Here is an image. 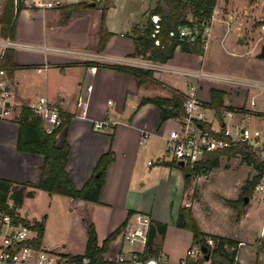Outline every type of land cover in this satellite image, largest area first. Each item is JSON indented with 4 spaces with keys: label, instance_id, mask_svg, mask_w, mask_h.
Wrapping results in <instances>:
<instances>
[{
    "label": "crops",
    "instance_id": "0c3cea01",
    "mask_svg": "<svg viewBox=\"0 0 264 264\" xmlns=\"http://www.w3.org/2000/svg\"><path fill=\"white\" fill-rule=\"evenodd\" d=\"M43 1V7L27 5L19 11L11 39L0 35V58L6 49L12 50V64L7 72L13 99L18 102L33 100L31 95L37 92L38 96H45L57 103L62 112L69 115L68 126L58 134L57 145L63 140L69 145L66 169L71 173L77 188H81L91 176L103 153L111 150L112 160L104 173L99 202L67 197L72 206L70 209L76 214L70 238L65 243H59L43 233L42 240L61 245L67 253H82L87 222L94 224L97 243L100 245L109 233L127 220L128 211L144 212L150 216L151 223L167 225L164 235L158 237L157 242L167 259L165 263L178 264L185 256L187 246L192 245V234L175 225L179 207L190 206L185 196L188 183L185 186L181 168L165 164L172 160L168 154L166 136L175 122L169 118L159 124L160 111L152 103L139 108L136 106L142 96H168L170 88L186 92L194 85L198 98L205 103L210 101V89L216 88L224 91V105L244 106L254 112L264 113L235 99L241 90L243 94L248 91L247 87L236 82L248 81L262 85L260 82L264 78L242 77L228 67L218 70L210 62L214 51L208 52V47L202 55L176 48L173 57L166 62L153 63V78L157 84H139L135 76L106 65L123 60L133 64L148 61L129 56L134 51V41L128 33L133 24L142 25L145 22L157 0H148L139 17L127 21L120 30L111 28L106 16V27L112 34L101 51L97 49L100 0L94 5L70 12L66 5L81 1L89 3L92 0ZM2 6L3 0H0V12ZM113 6L114 0H111L109 9ZM215 12L216 9L209 30L217 45L227 49L226 54L244 53L261 59L257 57L263 45L261 37L255 40L245 38L236 23L225 26V15L215 16ZM227 16L233 14L227 13ZM6 41L8 45H4ZM248 43L245 50L240 47ZM177 70L202 72L207 76L185 75ZM88 86L91 89L88 90ZM204 112L210 120L217 117L210 107L205 108ZM19 114L20 109L17 108L11 117L0 118V177L36 185L43 156L17 149L19 124L16 119ZM237 117V121L250 122V116ZM96 123L102 125L96 127ZM145 157L146 160L141 163ZM148 160H152V164H148ZM248 209L249 206L245 207L238 225L247 218ZM197 220L202 231L223 235L211 230L210 226L205 225L206 222L203 225ZM182 230H187L189 236L181 248L174 250L169 246L168 233L173 231L179 234ZM259 234H264L263 222ZM230 238L241 242L236 237ZM127 249L120 237L116 236L109 242L103 256L112 259L118 252Z\"/></svg>",
    "mask_w": 264,
    "mask_h": 264
},
{
    "label": "trees",
    "instance_id": "16d2710c",
    "mask_svg": "<svg viewBox=\"0 0 264 264\" xmlns=\"http://www.w3.org/2000/svg\"><path fill=\"white\" fill-rule=\"evenodd\" d=\"M96 1V0H92ZM217 0H157L154 7L149 11L145 22L133 24L128 35L134 41V51L129 55L139 57L156 63H164L173 57L176 48L183 52L202 55L204 52V36L202 32L209 24L213 9ZM91 6L87 1H81L66 5L70 10H81ZM111 6V0H103L100 7V18L98 23V45L99 51L103 50L111 32L106 27V14ZM24 7L21 1H18L14 9L13 0H3V6L0 12V35L4 38H12L15 29V22L19 11ZM16 10V11H15ZM158 15L159 28L154 32V24L151 15ZM181 28H188L190 31L196 30L195 37L189 38V35H180ZM158 39L159 44L154 40ZM12 50L6 49L0 58V67L7 69L11 66ZM106 66L123 73L131 74L139 80V84L151 83L157 84L153 78V70L140 66L129 65L124 63H112ZM224 91L221 89H210V101L207 103L218 119H221V106L233 109V106L224 105L222 97ZM183 92L177 89H169L168 96L154 95L142 96L136 106L139 108L146 103H152L159 108V124H162L169 118H181L186 115L183 106ZM19 124V134L17 140V149L22 152L39 153L43 156L40 178L36 185L30 183H18L10 179L0 177V210L14 215L15 210L21 207L23 199L31 195L34 188L45 190L48 194H60L72 199H81L91 202H99L101 188L103 185L104 173L107 165L112 160V151L103 153L91 174L81 188H77L73 182L71 173L66 169V162L69 154V145L63 140L57 145L58 134L68 126L69 115L62 114V123L50 133H47L39 118L32 112L22 107L21 113L16 119ZM209 128L208 124H203ZM241 155L247 164L251 165L255 174L246 179L241 185L240 196L236 199H224V203L237 212V219L244 212L247 203H243V195L251 197L252 190L264 177V161L258 159L256 155L248 150L245 145L237 144L223 150H213L205 153L201 159L193 164L186 163L183 166L177 164L173 159L165 162L166 165L178 166L181 168L185 180V186L188 178L193 173L206 172L214 167L219 166L220 157ZM188 173V175H186ZM30 187V188H28ZM12 201V206L8 201ZM128 211L127 219L132 215ZM16 220L24 224L29 221L25 217H18ZM126 220L115 230L108 234L100 245L97 243V233L94 224H86V241L82 253H67L68 261L81 263V259L88 258V264H118L113 260L107 259L103 254L107 251L108 244L120 232ZM175 225L187 229L192 234V245L201 249L206 246L209 254V264H234V256L237 254L238 241L223 235L209 234L202 231L192 214L191 207L182 205L177 212ZM31 227L36 231V241L40 242L44 233L43 220H32ZM167 225L161 222H152L148 230L147 250L150 254H158L160 246L157 238L165 233ZM207 238H211L212 245L207 243ZM206 261L205 254L201 257L191 258L186 264H204Z\"/></svg>",
    "mask_w": 264,
    "mask_h": 264
},
{
    "label": "rangeland",
    "instance_id": "374dc122",
    "mask_svg": "<svg viewBox=\"0 0 264 264\" xmlns=\"http://www.w3.org/2000/svg\"><path fill=\"white\" fill-rule=\"evenodd\" d=\"M100 1L102 5L103 0ZM147 1L114 0V6L108 10V15L106 14L111 28L120 30L127 21L136 20ZM215 9V16L225 15L223 18L227 20L224 23L225 26H232L233 23H236L240 27V34L245 38L255 40L261 37L260 42L264 45V32L261 28L264 24V0H217L212 15ZM227 13H232L233 16L228 17ZM212 19L208 28L211 27ZM248 46L249 43L242 44L240 47L245 50ZM207 47L208 52L214 51L211 54L210 62L218 70L228 67L231 71L233 70L232 72L240 74L242 77L264 78V58L257 59L244 53L226 54L227 49H221L211 35L208 37ZM260 83H262L260 88L247 87L248 91L244 94L241 90L242 93L240 92V95L235 99L245 103L253 110L264 111V81ZM33 94H37V92L32 93V99L38 96V94ZM251 99L254 101V106L250 105ZM227 118L225 116V119ZM212 120L214 124L217 123L216 119ZM259 123L260 120L255 115H250V126ZM145 160L146 157L142 158L140 162L143 163ZM254 174V168L247 164L241 155H223L220 157L219 166L206 172L193 173L188 178L185 196L190 202L192 214L197 223V219H199L203 225L206 222L205 225L210 226L211 230L241 240L237 246V264H264V234L259 236L264 218V177L252 190L251 197L247 196L248 201L245 207L249 206L248 214L240 225L237 223L243 217L245 207L244 212L237 219L236 210L224 203L226 198H238L241 193V185ZM9 202L12 203L11 200ZM71 207L66 196L48 194L45 190L34 188L31 195L24 197L21 207L18 209L22 213L29 212L28 220L43 219L45 221V236L54 242L65 243L74 230L76 214L74 210L70 209ZM45 216H47L46 219H44ZM188 233L187 230H182L179 234L173 233V231L169 232L167 237L169 246L174 250L181 248L189 236ZM159 264L168 263L160 262Z\"/></svg>",
    "mask_w": 264,
    "mask_h": 264
},
{
    "label": "built area",
    "instance_id": "2783aa9c",
    "mask_svg": "<svg viewBox=\"0 0 264 264\" xmlns=\"http://www.w3.org/2000/svg\"><path fill=\"white\" fill-rule=\"evenodd\" d=\"M18 1H21L24 6L43 7L45 5L43 0H13L14 9H16ZM158 19V15H151L154 32H157L159 28ZM209 25L210 22L202 32L204 36L203 49L207 48V38L210 35ZM261 28L264 32V24ZM195 33L196 30L190 31L188 28H181L179 32L180 35H189L191 39L195 37ZM154 43L159 44V40L155 39ZM8 44V41L4 43V45ZM119 63L152 70L155 67L153 64L155 62L152 61L133 64L128 60H123ZM177 71L196 77L207 76L202 72ZM8 83L7 69L0 67V118L11 117L17 108L20 109L21 113L22 107H26L34 116L40 119L47 133L61 125L63 112L57 103L48 100L45 96H37L33 100L18 102L13 99ZM236 83L246 87L260 88V85L256 82L239 81ZM87 89H91V86H88ZM183 98L186 115L181 118H173L175 125L169 129L166 136L167 150L171 159L177 163L182 161L183 165L186 163L193 164L207 152L223 150L242 144L254 153L258 159L264 161V113L254 112L244 106L234 107L233 109L221 106L219 107L221 119L216 117L217 123L214 124L204 112V109L210 106L198 98L194 85L190 86L188 91L183 92ZM250 105L254 106L252 99ZM252 114L260 120L258 125L250 126L249 122L237 121V116L247 117ZM225 116L229 119H225ZM203 124H208L209 128H205ZM101 125L102 123L95 124L96 127ZM152 162V160L147 161L148 164H152ZM8 205L12 206V203L8 201ZM21 216L25 217L19 209L15 210L14 215L0 210V264H77L74 261H68L67 252L61 245L48 243L42 239L37 242L36 231L31 227L32 220H28L29 223L24 224L16 220ZM150 224L151 218L147 213H132L117 235L128 249L118 252L110 260L126 264H159L160 262H166L167 259L161 251L154 255L147 250ZM207 243L212 245V239L207 238ZM202 255L201 249L192 245L186 249L185 256L178 264H186L189 259L201 257ZM206 261L209 264V260ZM80 264H88V258H82ZM234 264H237V254L234 256Z\"/></svg>",
    "mask_w": 264,
    "mask_h": 264
},
{
    "label": "water",
    "instance_id": "95a60500",
    "mask_svg": "<svg viewBox=\"0 0 264 264\" xmlns=\"http://www.w3.org/2000/svg\"><path fill=\"white\" fill-rule=\"evenodd\" d=\"M94 3H95V2H93V1H90V2H89L90 5H94ZM257 57H258V58H264V45L261 46L260 51H259V53L257 54ZM178 164H179L180 166H183V162H182V161H179ZM187 174H188V173H186V175H187ZM247 201H248V197H247V196H244V197H243V203L245 204V203H247ZM27 215H28V211H25V212H24V216L26 217ZM201 252L205 254V259L208 260L209 254H208V252H207V247H206V246L201 247Z\"/></svg>",
    "mask_w": 264,
    "mask_h": 264
}]
</instances>
